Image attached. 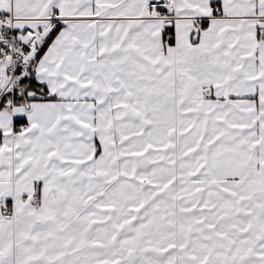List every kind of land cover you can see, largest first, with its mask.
<instances>
[{"label": "snow or ice", "instance_id": "6c2138e0", "mask_svg": "<svg viewBox=\"0 0 264 264\" xmlns=\"http://www.w3.org/2000/svg\"><path fill=\"white\" fill-rule=\"evenodd\" d=\"M0 264H264V0H0Z\"/></svg>", "mask_w": 264, "mask_h": 264}]
</instances>
